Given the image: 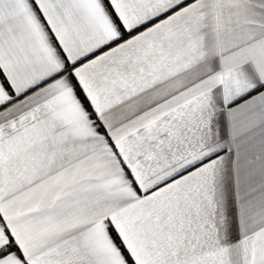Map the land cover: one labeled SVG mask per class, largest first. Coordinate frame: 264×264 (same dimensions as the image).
<instances>
[{"label": "snow or ice", "instance_id": "snow-or-ice-1", "mask_svg": "<svg viewBox=\"0 0 264 264\" xmlns=\"http://www.w3.org/2000/svg\"><path fill=\"white\" fill-rule=\"evenodd\" d=\"M0 264H264V0H0Z\"/></svg>", "mask_w": 264, "mask_h": 264}]
</instances>
